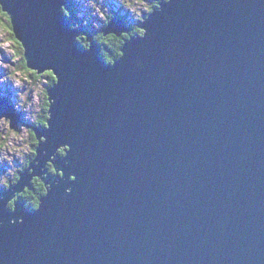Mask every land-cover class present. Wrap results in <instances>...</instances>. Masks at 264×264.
Returning <instances> with one entry per match:
<instances>
[{"label":"water","instance_id":"95a60500","mask_svg":"<svg viewBox=\"0 0 264 264\" xmlns=\"http://www.w3.org/2000/svg\"><path fill=\"white\" fill-rule=\"evenodd\" d=\"M0 4L56 78L0 195V264H264V0H163L113 63L78 45L67 0ZM35 176L38 208L11 209Z\"/></svg>","mask_w":264,"mask_h":264},{"label":"rangeland","instance_id":"374dc122","mask_svg":"<svg viewBox=\"0 0 264 264\" xmlns=\"http://www.w3.org/2000/svg\"><path fill=\"white\" fill-rule=\"evenodd\" d=\"M72 1L74 12L78 18H82L86 26L105 27V21L110 22L112 17L117 16L128 27L127 32L122 34L129 35L133 30L131 26L141 25L146 19L145 13L150 12L151 6L159 0ZM1 12L4 11L0 10V195L9 190L13 184L18 183L25 166L30 165L35 158L32 156L36 153L40 141L36 139L34 128L40 127L36 123L46 114V102H49V71L38 73L29 67H23V61L27 63L24 56L25 48L11 34L13 28L12 24V30L9 26L10 16L6 12L7 16ZM49 164L52 165V162L50 161ZM54 173L55 169L52 174ZM52 174L48 166L45 177L49 178ZM39 182L45 184L40 176H35L26 189L32 188ZM23 192L18 193L11 200L9 203L11 209L14 208L15 201L25 202L20 199ZM38 206L31 209H37Z\"/></svg>","mask_w":264,"mask_h":264},{"label":"trees","instance_id":"16d2710c","mask_svg":"<svg viewBox=\"0 0 264 264\" xmlns=\"http://www.w3.org/2000/svg\"><path fill=\"white\" fill-rule=\"evenodd\" d=\"M68 1H69V4H68V6L63 8V11L66 13V16L68 17V19L72 22V25L79 26L81 28V34L77 40L78 45L80 47L86 48L89 45V42L91 40H95L101 47H103L102 48V55L108 63H113L115 60L120 58V56L122 55V47L127 42V40H129L133 35H143L144 34V29H142L140 27L141 25L138 24L135 26H131V29L133 28V30H132V32H130L129 35L126 34L127 37H126V35H123V34H121V35H116V34L105 35V33L103 32V28L106 27V25L108 24V21L105 22V24H104L105 27H101L99 29H97L96 26H86L84 24L82 18L81 19L78 18L77 14L74 12L73 1L72 2H71V0H68ZM160 2H162V1L159 0L157 3L152 5L151 6L152 9H150V12H152L155 9H158ZM150 12H146L144 15V18H146ZM2 14L5 15V12H3ZM76 19H77V21H76ZM9 26L11 28L10 21H9ZM11 30H12V28H11ZM11 34H12L13 38L16 40L15 34L13 32H11ZM24 61H23V65H24L23 67L26 68L28 66ZM49 73H51V75H49V77H48L49 78L48 88L51 85H53L56 81L54 73L52 71H49L48 74ZM46 106H47L46 111H45L46 114L43 115V118L41 120H39L36 123V125H40V126L46 125L47 119L49 117V114H48L49 102L48 101L46 102ZM64 153H65V148H62L61 150H59L58 154L63 156ZM34 156H35V154H33L32 157H34ZM27 166H25V168ZM49 171L51 174L54 172L53 165L49 164ZM46 190L47 189H46V186L44 183H42V182L35 183L32 186V188L26 189V191L23 192L20 199L22 201H25L26 205L28 207L30 206L29 208H35L40 204L41 197L43 195H45ZM10 206L12 207L13 204L11 203Z\"/></svg>","mask_w":264,"mask_h":264},{"label":"bare ground","instance_id":"6f19581e","mask_svg":"<svg viewBox=\"0 0 264 264\" xmlns=\"http://www.w3.org/2000/svg\"><path fill=\"white\" fill-rule=\"evenodd\" d=\"M64 14H65V17H66L67 21L71 24L72 27H74V28H77V27H78V28L80 29V34H81V28H80L79 26H74V25H72V22L68 19V17L66 16V13H65V12H64ZM116 17H117V16H116ZM113 18H114V17H112L111 19H113ZM111 19H110V20H111ZM108 23H109V22H108ZM107 25H108V24H107ZM118 25H119V24H118ZM106 27H107V26H106ZM106 27H105V28H106ZM105 28H103V32H104V29H105ZM97 29H99V28L97 27ZM125 32H127V31H125ZM104 33H105V32H104ZM122 33H123V32H120L119 34H117V33H109V34L121 35ZM80 34H79V36H80ZM105 35H108V34L105 33ZM79 36H78V38H79ZM133 36L137 37V36H139V35H133ZM77 40H78V39H77ZM92 41L95 42L96 45H98V46L101 48V53H102V48H103V47H101V46H100L95 40H91V41L89 42V45H90V43H91ZM89 45H88V46H89ZM88 46H87V47H88ZM87 47H86V48H87ZM82 48H83V47H82Z\"/></svg>","mask_w":264,"mask_h":264},{"label":"snow or ice","instance_id":"6c2138e0","mask_svg":"<svg viewBox=\"0 0 264 264\" xmlns=\"http://www.w3.org/2000/svg\"><path fill=\"white\" fill-rule=\"evenodd\" d=\"M3 7H4V5L0 4V9H2ZM5 15H6V13H5ZM49 75H51V73H49Z\"/></svg>","mask_w":264,"mask_h":264},{"label":"clouds","instance_id":"9594fccd","mask_svg":"<svg viewBox=\"0 0 264 264\" xmlns=\"http://www.w3.org/2000/svg\"><path fill=\"white\" fill-rule=\"evenodd\" d=\"M6 182V181H5Z\"/></svg>","mask_w":264,"mask_h":264},{"label":"flooded vegetation","instance_id":"af4514ba","mask_svg":"<svg viewBox=\"0 0 264 264\" xmlns=\"http://www.w3.org/2000/svg\"><path fill=\"white\" fill-rule=\"evenodd\" d=\"M106 22V21H105Z\"/></svg>","mask_w":264,"mask_h":264}]
</instances>
